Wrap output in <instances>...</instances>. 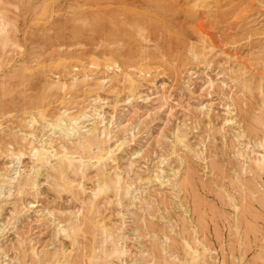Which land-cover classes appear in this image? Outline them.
<instances>
[{"label": "rangeland", "instance_id": "rangeland-1", "mask_svg": "<svg viewBox=\"0 0 264 264\" xmlns=\"http://www.w3.org/2000/svg\"><path fill=\"white\" fill-rule=\"evenodd\" d=\"M0 4L15 45L0 43V171L19 148L31 174L43 134L58 152L35 189L0 195L1 264H264V0ZM65 108L96 109L99 142L41 129Z\"/></svg>", "mask_w": 264, "mask_h": 264}, {"label": "bare ground", "instance_id": "bare-ground-1", "mask_svg": "<svg viewBox=\"0 0 264 264\" xmlns=\"http://www.w3.org/2000/svg\"><path fill=\"white\" fill-rule=\"evenodd\" d=\"M3 1H6V0H3ZM2 0H0V2H3ZM150 1H152V0H150ZM165 1V0H164ZM180 1V0H179ZM121 2V1H120ZM155 2V1H154ZM161 2V1H160ZM167 2V1H166ZM170 2V1H169ZM172 2V1H171ZM195 2V1H194ZM8 3V2H7ZM129 3V2H128ZM127 3V4H128ZM132 3V2H131ZM134 3H135V1H134ZM139 3V2H138ZM196 3H197V1H196ZM122 4V3H121ZM130 4V3H129ZM176 4V3H175ZM193 4V3H192ZM191 4V5H192ZM1 5V4H0ZM143 5V4H142ZM169 5H172L171 3L169 4ZM194 6H196L195 4H193ZM5 6V5H4ZM3 6V7H4ZM9 6V5H8ZM131 6V5H130ZM134 6V5H133ZM176 6V5H175ZM2 7V6H1ZM145 7V6H144ZM148 7H150L149 6V4H148ZM192 7V6H191ZM132 8V7H131ZM173 8H174V6H173ZM4 9V8H3ZM6 9V8H5ZM125 9V8H124ZM128 9V8H127ZM130 9V8H129ZM176 9V8H175ZM174 9V10H175ZM7 10V9H6ZM126 10V9H125ZM173 10V9H172ZM10 11V10H9ZM176 11V10H175ZM8 12V11H7ZM9 13V12H8ZM7 14V13H6ZM11 14H13V12L11 13ZM188 18H189V16H188ZM11 19V18H10ZM16 19V18H15ZM79 24V23H78ZM10 27H11V22H10V20L6 17V15L4 14V12H3V10L2 9H0V43H1V45H4V47L6 46V45H8L10 42H11V44H13V42L11 41L12 39H10V35L11 34H9L10 33ZM16 29V28H15ZM14 34V33H13ZM14 37V36H13ZM18 39V38H17ZM19 40V39H18ZM16 44H17V42H16ZM10 45V44H9ZM13 46H15L14 44L11 46V47H13ZM17 46V45H16ZM10 47V48H11ZM19 47V46H18ZM192 47V46H191ZM12 50V49H11ZM190 51H191V49H189ZM195 50V49H194ZM9 52V51H8ZM192 52V51H191ZM5 53V52H4ZM190 53V52H189ZM12 54V53H11ZM9 55V54H8ZM134 55V54H133ZM1 56V55H0ZM3 56V55H2ZM2 56H1V58H2ZM7 56V55H6ZM135 56H136V54H135ZM0 58V59H1ZM8 59V58H7ZM6 59V60H7ZM1 62V61H0ZM94 66V65H93ZM96 66V65H95ZM94 66V67H95ZM120 65H118V63L117 62H113V65L112 66H108L107 68H115L116 70H121V68L119 67ZM1 67V66H0ZM145 67V66H144ZM97 68V67H96ZM133 70H134V68H133ZM73 75V74H72ZM77 76H78V74H76ZM88 75V74H87ZM80 76V75H79ZM84 76V75H83ZM86 77V76H85ZM86 79V78H85ZM53 80V79H52ZM70 81V80H69ZM71 81L72 82H77L78 80H77V77L74 75V76H72V78H71ZM56 82H58V80L56 81ZM133 83V82H132ZM53 84H54V82H53ZM53 84L51 85V86H53ZM46 86V85H45ZM72 86H73V84H72ZM260 87V86H259ZM258 86L256 87V88H259ZM47 88H49V87H47ZM50 89H51V87H50ZM250 89V88H249ZM251 89H253V88H251ZM254 90H255V87H254ZM253 90V91H254ZM258 90V89H257ZM257 90H255V92L257 91ZM259 90H261V89H259ZM251 91V90H250ZM260 92V91H259ZM261 92H263V91H261ZM260 92V93H261ZM250 93V92H249ZM258 93V92H257ZM264 93H262V95H263ZM252 95V94H251ZM255 95H256V93H255ZM260 95V94H259ZM261 95V96H262ZM264 96V95H263ZM262 98V97H261ZM262 99H264V98H262ZM261 99V100H262ZM248 102V101H247ZM262 102H264V101H262ZM66 109V108H65ZM91 112L90 113H83V114H81V115H78V116H73V115H71V114H69V112H68V110L66 109V110H64L61 114H59L57 117H55L54 118V120H45L44 119V121H43V123H41L40 124V127H41V129L42 130H44V129H46L47 131H50L49 133H50V135L51 136H54L55 134H59V135H61L63 138H67V139H71L72 137H75L76 138V142L74 141V143H78V145H82V147L84 146V145H86L87 143H91L92 141H91V139H88V138H90L91 136H98L99 134H101V133H103L104 134V131L102 130V131H100L99 132V130L98 129H96L97 130V132L98 133H96V131H94L95 130V128H88L86 125H84V122H86V121H89V120H94L92 123H94V125H95V123L97 122H95V119L93 118V117H95V116H97L98 118H100L101 119V114L96 110V109H92V110H90ZM72 113V112H71ZM36 117L37 116H35V118L31 115L30 116V121H28L27 123H25L26 125H30V123H34L35 122V119H36ZM96 117V118H97ZM26 120V119H25ZM37 120V119H36ZM101 121V120H100ZM99 123V122H98ZM35 124H37V123H35ZM85 124H87V123H85ZM23 125V124H22ZM26 125H24L25 126V128H26ZM28 125V126H29ZM33 124H31L30 125V127L32 126ZM92 125V124H91ZM34 126V125H33ZM38 126V125H37ZM35 127V126H34ZM86 127V135H84V133H83V135H81V129H83L84 130V128ZM28 128V127H27ZM33 128V127H32ZM88 128V129H87ZM97 128V127H96ZM38 129H40V128H38ZM35 131V130H34ZM34 131H32L31 130V136H33L34 137V135H35V133H34ZM41 131V130H40ZM45 131V130H44ZM27 132H29V131H27ZM26 132V133H27ZM93 132H95V133H93ZM48 133V134H49ZM39 134V133H38ZM27 135V134H26ZM41 135V134H40ZM44 135V134H43ZM43 135L41 136V138H38L39 139V141H38V139L37 140H35V141H38V142H40L38 145H33L32 143H29L28 145H27V147L28 146H30V150H29V152H27V153H29L32 157L30 158V159H35V160H32V161H37V162H40V165L37 167V168H34L33 166L34 165H32V172H31V174L28 172V170H27V172L26 173H29V174H25L24 175V177L22 176L23 175V173L21 172V170H20V167H19V163H20V159H21V156L25 153H23V151H20V149L18 150L17 149V152H15V151H7L8 152V154H7V156H9L10 158H12V159H14L15 160V162L12 160V161H10L9 163H11V166H9V169H6L5 171H3V172H1L0 171V195L1 194H4L5 192H10L11 193V189L13 188V183L14 182H16L17 181V179H18V177H22V179H23V183L22 182H20L18 185H19V187H20V189H21V187L22 188H24V186L26 185V186H31V187H34V189H35V186L37 185V182H38V180H40V179H37V177H38V175H39V171H40V168H42V166L44 165V164H50V161L52 160L51 159V156H55V155H57V153H55V152H53L54 151V149L51 147L52 145H56V143H54V141H53V143L54 144H52L51 145V142H50V140L51 139H53V138H47L48 139V141H46V139L45 138H43ZM50 135H48V136H50ZM30 136V137H31ZM38 137V136H37ZM96 137H95V140L94 141H97V142H99L98 140H96ZM100 137H101V135H100ZM100 137H98V138H100ZM23 138V137H22ZM25 139V138H24ZM35 139H36V137H35ZM61 139V138H60ZM56 140V139H55ZM101 140H102V138H101ZM29 141H30V139H29ZM33 141V140H32ZM67 140H65L64 142H66ZM93 141V142H94ZM240 141V140H239ZM58 142H59V139H58ZM63 142V141H62ZM92 142V143H93ZM70 143V142H69ZM91 143V144H92ZM96 143V142H95ZM58 144H60V142L58 143ZM62 144V143H61ZM72 144V143H71ZM77 145V146H78ZM89 146H90V144H88ZM88 145H86V146H88ZM263 144H260V146L263 148V146H262ZM1 146V145H0ZM74 146V145H73ZM88 146V147H89ZM56 147V146H55ZM62 147V148H61ZM64 144H63V146H61L60 145V148L61 149H63L64 151H63V154H62V156L61 157H65V158H68L69 156H68V151L70 152V148L66 151L64 148ZM68 147V146H67ZM80 148H81V146H80ZM92 148V147H91ZM91 148H88V149H91ZM98 148H100V147H98ZM11 149H12V147H11ZM74 149H78V148H74ZM81 149H83L84 150V147L83 148H81ZM87 149V148H86ZM1 150V149H0ZM3 150V149H2ZM6 150V149H5ZM13 150V149H12ZM27 150V151H28ZM57 150V149H56ZM100 150L102 151V149L100 148ZM100 150H96V153H98L97 151H100ZM85 151V150H84ZM83 151V152H84ZM2 151H0V153H1ZM139 152L140 151H135L134 152V154L135 155H138L139 154ZM3 153V152H2ZM71 153V152H70ZM110 153V152H109ZM5 154V153H4ZM6 155V154H5ZM70 155V154H69ZM87 155V154H86ZM85 155V156H86ZM89 155V154H88ZM257 155V154H256ZM259 155V154H258ZM6 156V157H7ZM95 156H97V155H95ZM247 156H249V155H247ZM5 157V156H4ZM251 157V156H250ZM51 159V160H50ZM248 159H250V158H248ZM251 160V159H250ZM250 160H248V161H250ZM63 162H64V160H62ZM33 163V162H32ZM65 163V162H64ZM4 164H6L5 162H4ZM14 164H16L15 166H14ZM34 164V163H33ZM62 164V163H61ZM60 164V166L62 167L63 165H64V167H65V164H63V165H61ZM70 164V163H69ZM55 165H56V163H55ZM250 165H253V166H255L256 168H254V170L256 169V171H257V168H258V170L259 169H263L264 168V155L262 154V155H260V156H256V158H254L253 159V164L250 162ZM4 166H7V165H4ZM3 166V167H4ZM37 166V165H36ZM50 166V165H49ZM70 166V165H69ZM30 167H31V165H30ZM29 167V168H30ZM48 167V166H47ZM63 167V168H64ZM28 168V169H29ZM57 168V167H56ZM66 168V167H65ZM68 168V167H67ZM66 168V169H67ZM1 169V168H0ZM50 169H52L51 168V166H50ZM55 169V168H54ZM61 169V168H60ZM59 169V167H58V170H60ZM65 169V170H66ZM2 170V169H1ZM57 170V169H56ZM57 170V171H58ZM62 170V169H61ZM80 170H82V169H80ZM31 171V170H30ZM51 171H53V169L51 170ZM56 171V172H57ZM63 171H64V169H63ZM68 171V170H67ZM40 172H42V171H40ZM62 172V171H61ZM66 171H64L63 173H65ZM259 172H260V170H259ZM264 172V171H263ZM25 173V172H24ZM49 173V172H48ZM62 174V173H61ZM62 175H64V174H62ZM188 175V174H187ZM48 176V175H47ZM57 176H58V173H57ZM50 177H51V175H50ZM63 177V176H62ZM64 177H66V176H64ZM118 177V176H117ZM52 179H54V178H52ZM101 179L102 180H100L99 182H98V189L99 190H101V191H103V190H110L111 189V187H113V185H114V183H115V180H111V179H103V177H101ZM21 180V179H20ZM55 180V179H54ZM67 181H69L68 179H66ZM171 180V179H170ZM188 180V179H187ZM18 181H19V179H18ZM57 180H55V182H56ZM70 181H71V179H70ZM166 181H168L169 182V180L168 179H166ZM172 181V180H171ZM170 181V182H171ZM167 182V183H168ZM18 183V182H17ZM186 183H189V182H187L186 181ZM39 184V183H38ZM58 184H60V183H58ZM95 185V184H94ZM115 185L117 186V184L115 183ZM131 185V184H130ZM25 186V187H26ZM115 186V187H116ZM127 186H128V184H127ZM95 187V186H94ZM126 187V186H125ZM124 187V188H125ZM129 187H131V188H133L132 187V185L131 186H129ZM96 188V189H97ZM16 189V188H15ZM128 189V188H127ZM134 189V188H133ZM132 189V190H133ZM124 190V189H123ZM14 191H16V190H14ZM96 190H94V194H96V192H95ZM105 191V192H106ZM111 191V190H110ZM100 192V191H99ZM104 192V191H103ZM8 193H6V195L8 194ZM101 193V192H100ZM128 193H130V192H128ZM12 194V193H11ZM10 195V194H9ZM75 195V194H74ZM98 195V194H97ZM3 196V195H2ZM95 196V195H94ZM124 196H126V195H124ZM78 197V196H77ZM130 197V196H129ZM134 197V196H133ZM135 198V197H134ZM130 199V198H129ZM131 200V199H130ZM246 201V200H245ZM91 203V202H90ZM248 203V201H246V204ZM250 203V202H249ZM90 205H92V204H89V206ZM243 205V207H245V204H242ZM249 205V204H248ZM91 207V206H90ZM89 207V208H90ZM93 207V206H92ZM247 207V206H246ZM93 209H94V207H93ZM93 209H92V211H93ZM247 209V208H246ZM250 209V208H249ZM249 209H247V212H248V210ZM89 210V209H88ZM95 210L96 209H94V212H95ZM245 210V209H244ZM50 211V210H49ZM244 212H246V211H244ZM250 212V211H249ZM47 213V212H46ZM250 213H252V212H250ZM51 214V213H50ZM71 214V213H70ZM243 214V213H242ZM245 214H247V213H245ZM47 215V214H46ZM247 215H249V214H247ZM251 215V214H250ZM253 215V214H252ZM241 217H243V216H241ZM244 217H246V216H244ZM251 217V216H250ZM253 218H254V216H252ZM251 217V218H252ZM239 219H240V221H241V218H240V216H239ZM243 219V218H242ZM247 220V219H246ZM249 220V219H248ZM239 221V220H238ZM251 221V220H250ZM244 222H245V224H247V223H249V221H247V223H246V221L244 220ZM253 222H251V224H252ZM102 224V223H101ZM100 224V225H101ZM72 225V224H71ZM99 225V226H100ZM68 227H71V226H68ZM74 227V226H73ZM72 227V228H73ZM78 227V226H77ZM101 227V226H100ZM247 227V225L245 226V228ZM254 227V226H253ZM249 228V227H248ZM255 228H257V227H255ZM1 229V228H0ZM64 229V228H63ZM71 228H69V230H70ZM73 230V229H72ZM74 230H75V228H74ZM100 230H102L101 228H100ZM104 230V229H103ZM251 230V229H250ZM249 230V231H250ZM248 231V230H247ZM252 231V230H251ZM254 231H256V230H254ZM71 232V231H70ZM69 232V233H70ZM75 232V231H74ZM73 232V233H74ZM104 232H105V230H104ZM106 232H107V230H106ZM105 232V233H106ZM102 233V232H101ZM104 233V234H105ZM109 233V232H108ZM103 234V233H102ZM110 234V233H109ZM109 234L108 235H106V236H109ZM115 246V245H114ZM115 248V247H114ZM99 250V249H98ZM117 250V248L115 249V251L114 252H117L116 251ZM110 251V250H109ZM113 251H111L110 253H113ZM103 253H107V251L105 252H103ZM109 253V252H108ZM107 253V254H108ZM106 255V254H105ZM109 255V254H108ZM97 257H98V255H96ZM164 256V255H163ZM163 256H161V257H163ZM160 256L158 257V259L159 258H161ZM72 258V257H71ZM166 258V257H165ZM164 258V259H165ZM73 260L75 259V258H72ZM80 259H81V256H80ZM95 259H98V258H95ZM158 259H156V260H158ZM164 259H162L163 261H165ZM167 259V258H166ZM76 260V259H75ZM75 260H74V264H76V262H75ZM99 260H101V259H99ZM99 260H96V262L97 261H99ZM105 261H106V259H104ZM144 260V259H143ZM169 260V259H168ZM63 261V260H62ZM72 261V260H71ZM171 261V260H170ZM2 262V261H1ZM66 262H68V261H66ZM107 262V261H106ZM137 262V261H136ZM140 261H138V263H139ZM144 262H147L146 260L144 261ZM144 262H140V263H143V264H146V263H144ZM158 262V261H157ZM161 262V261H160ZM160 262H158L159 264H161ZM168 262V261H167ZM172 262H174V261H172ZM172 262H170V263H172ZM69 263V262H68ZM71 263V262H70ZM69 263V264H70ZM73 263V262H72ZM71 263V264H72ZM93 263H95V260H94V262ZM92 263V264H93ZM101 263H103V262H101ZM100 263V264H101ZM108 263V262H107ZM107 263H103V264H107ZM1 264V263H0ZM5 264V263H4ZM62 264H63V262H62ZM66 264V263H65ZM96 264V263H95ZM109 264V263H108ZM153 264H155V261H154V263ZM162 264H163V262H162ZM165 264H167V263H165ZM172 264H174V263H172Z\"/></svg>", "mask_w": 264, "mask_h": 264}]
</instances>
